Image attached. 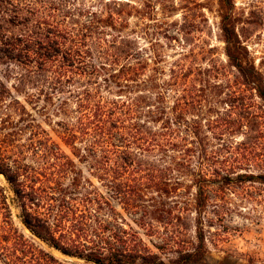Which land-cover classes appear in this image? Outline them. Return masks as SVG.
Here are the masks:
<instances>
[{"label": "trees", "instance_id": "1", "mask_svg": "<svg viewBox=\"0 0 264 264\" xmlns=\"http://www.w3.org/2000/svg\"><path fill=\"white\" fill-rule=\"evenodd\" d=\"M222 1L234 8L233 0ZM134 12L120 0H0V65L16 69L12 89L24 98L0 80V175L23 225L67 257L166 264L162 255L173 253L170 264H205L203 224L215 186L264 183V173H243L211 149L210 135L230 129L215 103L231 99L240 112L254 109L245 97L251 91L264 103V77L248 62L229 15L221 27L225 64L210 52L179 53L185 41L170 34L177 24L160 23L154 11L142 14L136 31ZM27 106L52 110L54 131L71 154ZM0 191V214L16 231ZM173 194L193 197L187 209L199 217L196 240L183 245L178 233L153 251L135 227L158 234L154 222L164 223V210L155 197Z\"/></svg>", "mask_w": 264, "mask_h": 264}, {"label": "rangeland", "instance_id": "2", "mask_svg": "<svg viewBox=\"0 0 264 264\" xmlns=\"http://www.w3.org/2000/svg\"><path fill=\"white\" fill-rule=\"evenodd\" d=\"M120 1H130L139 9L140 12H134L132 18V26L136 31H140L144 17L142 14L154 11L160 23L177 24L170 34L178 37L181 43L185 41L184 47L177 49L179 53L192 51L203 57L210 52L225 64L228 61L221 27L223 17L229 15L232 27L245 47L248 62L253 63L264 77V0H233L232 10H229L222 0ZM167 51L176 56L175 51ZM15 70L14 67L9 69L0 65V80L13 92L12 85L15 81L11 77H14ZM230 71L234 77L235 71ZM236 81L234 78L233 84ZM14 97L24 102V98L15 92ZM226 99V96L220 98L221 101ZM245 100L247 104L253 105L254 109H243L244 111L240 112V106L232 108L231 99L215 103L216 110L221 118L226 120L230 129L228 128L227 133L220 138L211 134L210 146L211 149L222 151L223 158H229L227 164L239 167L243 173L258 175L264 173V103L251 91L247 92ZM43 106V103L38 105L40 111H43ZM27 108L62 149L71 154L54 131L57 129L58 119L54 117L52 110L44 114L32 110L30 106ZM240 116L250 124L241 126ZM78 167L85 177H90L85 165L78 164ZM92 180L100 187L98 180ZM0 187L4 189L8 199L16 229L9 231L4 216L0 214V264H94L67 257L34 236L23 225L16 197L2 175ZM155 198V204L164 210L161 215V221L164 223L154 222L160 232L146 236V231L135 227L143 235L148 246L157 251L154 244H162L164 240L172 239L178 233L182 235L180 240L183 245L193 243L196 240V221L199 218L193 208L192 211L187 209V203L191 204L193 197L173 194ZM114 204L124 213L116 201ZM206 210L203 227L208 257L205 264H264V183L256 181L215 186ZM124 215L130 220L128 215ZM211 220L214 222L210 223ZM162 256L166 264H170V260L175 258L173 253H164Z\"/></svg>", "mask_w": 264, "mask_h": 264}]
</instances>
